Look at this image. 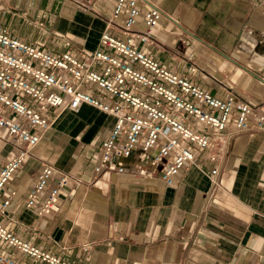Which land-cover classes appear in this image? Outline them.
Returning <instances> with one entry per match:
<instances>
[{"label": "crops", "instance_id": "obj_1", "mask_svg": "<svg viewBox=\"0 0 264 264\" xmlns=\"http://www.w3.org/2000/svg\"><path fill=\"white\" fill-rule=\"evenodd\" d=\"M114 3L0 0V25L48 52L66 49L78 56L100 47ZM138 3L141 11L151 4L163 11L152 41L137 40L138 47L215 95L230 90L236 111L244 101L258 105L248 125L236 131L229 122L223 147L214 141L197 150L194 160L165 183L157 174L95 171L113 116L87 103L77 111L51 107L45 113L52 124L32 146L17 144L0 127V165L29 147L0 192V222L23 240L77 264H264V126L256 125L264 100V0ZM108 29L124 37L116 27ZM249 30L257 39L254 52L239 46ZM192 63L197 68L190 71ZM93 93L106 96L96 88ZM5 115L21 120L11 110ZM134 160L124 159L127 165ZM44 164L54 166L48 185L27 206ZM62 175L66 183L59 186L54 206L38 214L49 187ZM0 248L23 264H48L1 238Z\"/></svg>", "mask_w": 264, "mask_h": 264}, {"label": "built area", "instance_id": "obj_2", "mask_svg": "<svg viewBox=\"0 0 264 264\" xmlns=\"http://www.w3.org/2000/svg\"><path fill=\"white\" fill-rule=\"evenodd\" d=\"M138 1L115 0L106 28L98 39L100 47L78 56L66 49L48 52L0 25V127L14 142L30 146L37 143L41 132L52 124L53 118L50 120L45 113L51 107L77 111L82 103H87L114 118L108 135L101 141L95 171L157 174L169 183L194 160L197 150L214 141L224 146L230 133L224 129L229 122L236 131L248 125L258 105L244 101L236 111L235 95L230 90L224 96L215 95L189 76L162 66L138 47L137 40L152 41V30L163 12L154 4L141 11ZM109 27H116L124 37L112 33ZM242 35L245 45L239 43V46L254 52L257 39L253 31ZM63 43L71 44L67 39ZM188 68L193 71L197 67L192 63ZM94 88L106 96L92 94ZM32 101L37 102V107ZM259 107L262 111L256 125L263 127L264 100ZM8 110L21 120L6 116ZM28 150L29 147L21 148L0 165V192L12 173L22 166ZM130 156L135 160L127 165L124 159ZM53 167L44 164L39 170L26 196L27 206H33L46 188ZM216 170L217 167L212 169ZM65 183L66 177L62 175L56 185L49 187L38 214L54 206L59 186ZM9 198L3 203L8 204ZM0 238L35 261L77 264L23 240L1 222ZM0 263L23 264L1 248Z\"/></svg>", "mask_w": 264, "mask_h": 264}, {"label": "rangeland", "instance_id": "obj_3", "mask_svg": "<svg viewBox=\"0 0 264 264\" xmlns=\"http://www.w3.org/2000/svg\"><path fill=\"white\" fill-rule=\"evenodd\" d=\"M247 32V31H246ZM245 32V33H246ZM241 36H243V35H241ZM251 36H253V35H251ZM241 45L243 44V45H245V42L243 41V39L241 38V40H240V42H239Z\"/></svg>", "mask_w": 264, "mask_h": 264}]
</instances>
